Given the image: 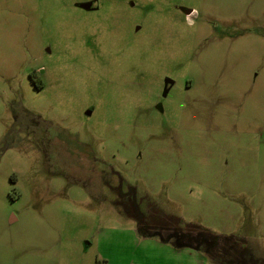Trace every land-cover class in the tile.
<instances>
[{"label":"rangeland","instance_id":"1","mask_svg":"<svg viewBox=\"0 0 264 264\" xmlns=\"http://www.w3.org/2000/svg\"><path fill=\"white\" fill-rule=\"evenodd\" d=\"M0 264H264V0H0Z\"/></svg>","mask_w":264,"mask_h":264},{"label":"water","instance_id":"2","mask_svg":"<svg viewBox=\"0 0 264 264\" xmlns=\"http://www.w3.org/2000/svg\"><path fill=\"white\" fill-rule=\"evenodd\" d=\"M83 7L87 8V9H90L91 8V3H83L82 4Z\"/></svg>","mask_w":264,"mask_h":264},{"label":"crops","instance_id":"3","mask_svg":"<svg viewBox=\"0 0 264 264\" xmlns=\"http://www.w3.org/2000/svg\"><path fill=\"white\" fill-rule=\"evenodd\" d=\"M188 245V246H187ZM183 247H190V245L189 244H186V243H184V245H182ZM190 248H192V247H190ZM193 249V248H192ZM196 253H198V252H196Z\"/></svg>","mask_w":264,"mask_h":264}]
</instances>
